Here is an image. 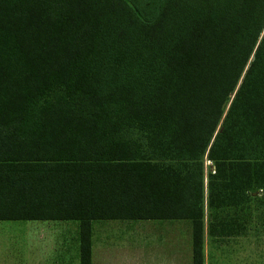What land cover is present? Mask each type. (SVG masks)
I'll list each match as a JSON object with an SVG mask.
<instances>
[{"label":"trees","instance_id":"obj_1","mask_svg":"<svg viewBox=\"0 0 264 264\" xmlns=\"http://www.w3.org/2000/svg\"><path fill=\"white\" fill-rule=\"evenodd\" d=\"M204 159L208 210L264 188V0H0V220L77 221L78 264L188 221L203 264Z\"/></svg>","mask_w":264,"mask_h":264},{"label":"rangeland","instance_id":"obj_2","mask_svg":"<svg viewBox=\"0 0 264 264\" xmlns=\"http://www.w3.org/2000/svg\"><path fill=\"white\" fill-rule=\"evenodd\" d=\"M141 5L142 0H134ZM144 4L146 2H143ZM213 166L208 159L203 160V264H264V223L258 220V214L263 213V200L255 199V192H245L251 211L250 226H242L241 210L237 207L207 209L206 205V172ZM243 202V199H242ZM210 212L214 231H220L225 226L228 235L214 232L213 236L206 235L207 215ZM37 221H0V238L5 230L12 232L5 238L7 244H1V250H10V261L18 264L22 260L41 262L50 261L49 252H43L47 243L46 229L37 232ZM58 224H62L61 222ZM146 222H117L106 224L102 232L106 237L99 241L98 228H95L96 241L93 249V264H146L145 256H155L157 242H160V232L163 231L164 256H169L170 264L179 260L181 264H190V225L188 221L151 226ZM26 226V229L19 227ZM36 226V227H34ZM41 226V227H42ZM162 229V230H161ZM19 232V234H18ZM232 232V233H231ZM41 233V235H39ZM221 233V232H219ZM230 233V234H229ZM54 240V239H53ZM57 253V252H56ZM5 257V256H4ZM5 261V260H4Z\"/></svg>","mask_w":264,"mask_h":264},{"label":"crops","instance_id":"obj_3","mask_svg":"<svg viewBox=\"0 0 264 264\" xmlns=\"http://www.w3.org/2000/svg\"><path fill=\"white\" fill-rule=\"evenodd\" d=\"M255 199H257L259 202L263 200L264 205V188L261 190L255 191ZM244 197V195H243ZM246 199H243V207L241 210V219H242V226L246 227L247 225L250 226L251 222V211H250V205L244 203ZM264 208V207H263ZM258 220H262L264 223V209L263 213L258 214ZM4 221V220H0ZM5 221H37V222H44L43 226L39 225L36 229L37 232L41 229H46L47 232L45 233L47 237V243L45 246H43V252L47 253L49 252L50 261L48 262H41L38 261H31L30 260H22L18 264H78V222L75 220H59V219H31V220H5ZM181 220H119V219H105V220H92L90 222V264H93V249H94V243L96 241V233L95 228H98V233L101 235L98 237L99 241L102 243L104 242L105 238H108L105 236V234L102 232V229L106 227V224H116L117 222H146L148 224H152L151 226H156L155 224H158L160 228H165V224L170 223H176ZM62 224H58V223ZM42 226V227H41ZM36 227V226H34ZM21 229H26V226L19 227V231ZM161 229V230H162ZM8 234H12V232H9L5 230V233L3 232V235H5V238L8 237ZM19 234V232H18ZM163 231L160 232V242H157V246L155 250L157 251L155 256H145V263L146 264H170L169 256H164L163 249H164V239H166L163 235ZM2 236V234H0ZM41 235V233L39 234ZM4 236L0 238V246L4 243L7 244L8 242H5ZM54 239V240H53ZM2 247H0V264H14V261H10V250L8 248H5V250H1ZM57 252V253H56ZM5 256V257H4ZM5 260V261H4ZM174 264H180L179 260L177 259ZM182 264V262H181Z\"/></svg>","mask_w":264,"mask_h":264}]
</instances>
